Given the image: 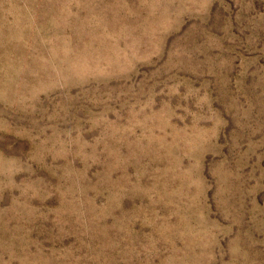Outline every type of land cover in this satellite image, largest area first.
<instances>
[{
  "label": "rangeland",
  "instance_id": "obj_1",
  "mask_svg": "<svg viewBox=\"0 0 264 264\" xmlns=\"http://www.w3.org/2000/svg\"><path fill=\"white\" fill-rule=\"evenodd\" d=\"M0 264H264V0H0Z\"/></svg>",
  "mask_w": 264,
  "mask_h": 264
}]
</instances>
